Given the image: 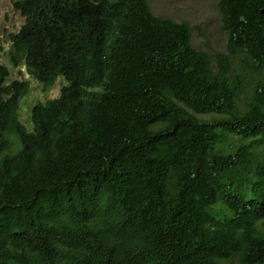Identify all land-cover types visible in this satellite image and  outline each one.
<instances>
[{
	"label": "trees",
	"instance_id": "trees-1",
	"mask_svg": "<svg viewBox=\"0 0 264 264\" xmlns=\"http://www.w3.org/2000/svg\"><path fill=\"white\" fill-rule=\"evenodd\" d=\"M12 6L11 66L66 84L28 130L0 65V264H264V0H218L215 70L147 0Z\"/></svg>",
	"mask_w": 264,
	"mask_h": 264
},
{
	"label": "rangeland",
	"instance_id": "rangeland-1",
	"mask_svg": "<svg viewBox=\"0 0 264 264\" xmlns=\"http://www.w3.org/2000/svg\"><path fill=\"white\" fill-rule=\"evenodd\" d=\"M15 1L17 0H0V65L9 70L8 83L17 80L27 81L30 84V91L27 96L20 99L18 108L19 120L29 130L31 128L30 114L33 105L55 98L66 82L62 77H58L50 89H43L40 83L25 73L23 67L13 68L11 66L8 56L10 50L9 37L23 23V18L13 9L12 4ZM217 2L218 0H147L153 15L177 23L184 22L188 24L191 46L195 50L207 54L212 70L216 69L218 56L226 55L228 57L227 35L221 28V15L217 8ZM229 59L231 73L238 76L240 82L243 83L240 74V62L232 56ZM249 84L251 82L246 86ZM197 117L208 121L212 115H197ZM16 147L17 144L13 142L9 150H14ZM224 264H236V262Z\"/></svg>",
	"mask_w": 264,
	"mask_h": 264
}]
</instances>
